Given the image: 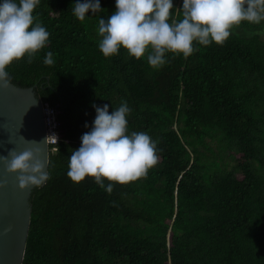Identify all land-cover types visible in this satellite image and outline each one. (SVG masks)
Listing matches in <instances>:
<instances>
[{
    "label": "trees",
    "instance_id": "1",
    "mask_svg": "<svg viewBox=\"0 0 264 264\" xmlns=\"http://www.w3.org/2000/svg\"><path fill=\"white\" fill-rule=\"evenodd\" d=\"M100 2L104 11L81 21L74 0H40L34 15L49 43L7 67L15 85H36L59 123L50 177L31 195L23 264H264V35L194 42L191 55L168 52L157 69L147 52L102 54L98 20L116 5ZM182 2L173 0L177 21ZM122 100L128 131L158 142L157 163L126 183L104 178L111 193L92 176L74 181L69 156L93 104L111 112Z\"/></svg>",
    "mask_w": 264,
    "mask_h": 264
},
{
    "label": "clouds",
    "instance_id": "2",
    "mask_svg": "<svg viewBox=\"0 0 264 264\" xmlns=\"http://www.w3.org/2000/svg\"><path fill=\"white\" fill-rule=\"evenodd\" d=\"M40 0H0V86L7 87L11 76L7 67L27 55L31 58L49 43L50 33L36 20L34 9ZM73 14L85 20L89 10L98 14L104 11L100 0H74ZM116 10L107 21L99 17L98 47L105 56L119 53L121 48L130 56L147 60L153 68H161L168 60L166 53L191 55L194 42L210 45L223 44L231 35L234 25L242 21H264V0H183V18L173 17V0H115ZM45 64H53V53L48 51ZM96 116L90 131L81 136V145L69 156L67 175L76 182L86 176L111 193L109 181L126 183L147 175L159 159L157 141L147 132L128 131L127 117L131 112L126 100L109 112V105L93 104ZM85 127H88L87 123ZM49 137L58 139L55 133ZM38 143V141H36ZM7 171L18 172L21 188L42 186L50 177L51 163L41 159L39 147L22 152L14 149L0 156Z\"/></svg>",
    "mask_w": 264,
    "mask_h": 264
},
{
    "label": "water",
    "instance_id": "3",
    "mask_svg": "<svg viewBox=\"0 0 264 264\" xmlns=\"http://www.w3.org/2000/svg\"><path fill=\"white\" fill-rule=\"evenodd\" d=\"M46 136L45 104L36 94V85L20 87L11 82L7 87L0 86V156L11 149L19 153L39 147L46 171V161L50 160ZM18 176V172L7 171L0 161V264H23L26 254L30 200L36 186L21 188Z\"/></svg>",
    "mask_w": 264,
    "mask_h": 264
},
{
    "label": "built area",
    "instance_id": "4",
    "mask_svg": "<svg viewBox=\"0 0 264 264\" xmlns=\"http://www.w3.org/2000/svg\"><path fill=\"white\" fill-rule=\"evenodd\" d=\"M45 116H46V124H47V133L48 135L55 133L58 137L57 141L55 137H49V144L55 145L59 140V130H58V121H57V110L45 104Z\"/></svg>",
    "mask_w": 264,
    "mask_h": 264
},
{
    "label": "rangeland",
    "instance_id": "5",
    "mask_svg": "<svg viewBox=\"0 0 264 264\" xmlns=\"http://www.w3.org/2000/svg\"><path fill=\"white\" fill-rule=\"evenodd\" d=\"M181 0H178V3H180ZM255 27L251 29H244L240 28L236 25H234L231 29V34H236L242 37H250L254 34H261L264 35V21H261L260 23H254Z\"/></svg>",
    "mask_w": 264,
    "mask_h": 264
}]
</instances>
